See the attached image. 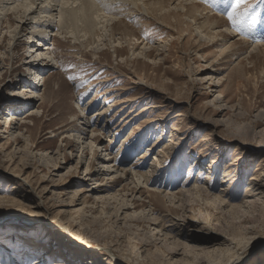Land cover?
Returning <instances> with one entry per match:
<instances>
[{"label": "rangeland", "instance_id": "rangeland-1", "mask_svg": "<svg viewBox=\"0 0 264 264\" xmlns=\"http://www.w3.org/2000/svg\"><path fill=\"white\" fill-rule=\"evenodd\" d=\"M189 1L163 21L111 7L94 44L56 11L39 48L36 14L4 4L0 264H264V0L231 20L235 0Z\"/></svg>", "mask_w": 264, "mask_h": 264}, {"label": "bare ground", "instance_id": "bare-ground-1", "mask_svg": "<svg viewBox=\"0 0 264 264\" xmlns=\"http://www.w3.org/2000/svg\"><path fill=\"white\" fill-rule=\"evenodd\" d=\"M15 1L20 2L21 0H0V11L5 13L6 12V10H5L6 6H4V4H8V2L13 3ZM22 1L23 2H20L16 7H14L13 11L18 13L19 9H20L19 12H21V10L24 9L23 16L19 17L20 21H23V22H26L23 19L25 17L24 16L25 14H27V16H30L32 14H36L32 19L39 20L37 22L38 25L32 26L31 30L29 32H27V34L29 35V38H38L39 39L38 41L40 43L38 44V48L42 44L41 41H46L47 33H46L45 29L48 30V28H53V26H54V19H55L54 12H56V11H57L58 17H59L60 30H63L62 34H64V33L70 34V36L72 35L76 41H79L81 38L84 39L87 37L88 39L86 40V42H88V44H94L95 43L94 39L97 41L102 40L101 39L102 38L101 31L103 29H105V27H106L105 24L111 22L110 25L112 28L116 25L117 26L120 25L121 21H117L115 19V17L109 18L110 15L106 16L104 14V13H106L105 11L111 10V7H112V9L116 8V10H118V11L119 10L123 11V10L127 9L126 5L130 4V5H133V7L137 9V11H138L137 13L139 15H145L147 17H150V15H153L154 12L161 14L160 18H159L161 21L166 20L167 16H169V15L181 16L182 15L181 13H183L184 11H186V12L191 11V9L194 12L198 11L197 5L194 2H191L189 0H177L176 5L172 9H167L168 13L164 12L165 9L162 8V6H164L166 4L164 2V0H22ZM162 12H164V13L162 14ZM119 13H121V11H119ZM42 14L46 15V16H44V18H42V17L40 18V16ZM110 14H113V13L111 12ZM42 19H44V20H42ZM25 30H28V29L26 27L22 28V26H21V30H20L21 32L19 31V34L24 32ZM114 30H115V28H114ZM115 31L114 32L111 31L107 41H110L112 39V37L115 35ZM44 45H46V44H43V47H44ZM110 45H112V43ZM38 48L35 50L36 52H38ZM39 51H40V49H39ZM39 55L44 56V55H47V53H42V54L40 53ZM31 63H32V61H30L28 63V65H30V67H33L31 69H35L36 71L35 70L34 71L36 73H38L40 71L39 67L35 66V64H33V63L31 64ZM145 110H147V108L143 109V111H145ZM98 114H100V113L98 112L95 115H98ZM12 119L13 118H10V120H12ZM92 121H94V120H92ZM101 122H102V117L98 116L96 118V125L97 124L100 125ZM85 123L88 125L89 122H85ZM159 162L160 161H158L157 163H159ZM227 170H225V172H224V178L225 179L229 178L228 180H230V181L232 180V183H233V180L235 181V178H237V176H231L230 177V174H228L229 172ZM150 173H152V170H148L145 173L133 172V175L135 177H137L138 185L140 184L139 180L142 179L143 185L146 186L149 183V174ZM255 179L256 178H254V179L252 178L251 180L254 181ZM207 180H208V178H205V179H203V182L206 183ZM226 181L227 180H225L224 182H226ZM197 183L198 182L195 181V183L192 187V190H195V192L196 191L199 192L201 190ZM257 183L258 184H255V182H254V184L252 185V182H251L249 185L252 186V189H254L256 186H258L260 188L261 185L259 184V182H257ZM202 188H204V187H202ZM208 188L206 187L205 190L206 189L209 190ZM254 190L256 191V190H258V188L256 187V189H254ZM209 192H208V194L206 193L209 196L208 199L212 200V202H214V203H215V201L222 200L223 197L228 196V193L225 189H220V192L216 195H210ZM244 203H246V201ZM127 204L122 205V208L123 209H130L129 205H127ZM240 242L241 241L239 240V243ZM263 244H264V241L258 242L256 245L251 246L252 250H256L260 245H263ZM250 259L251 258H248V255L240 256L238 258H235L230 264H245ZM46 262H47L46 260H42L40 258H37V259H35L34 264H41V263H46ZM52 264H60V263L53 262ZM61 264H68V262L64 261Z\"/></svg>", "mask_w": 264, "mask_h": 264}, {"label": "snow or ice", "instance_id": "snow-or-ice-1", "mask_svg": "<svg viewBox=\"0 0 264 264\" xmlns=\"http://www.w3.org/2000/svg\"><path fill=\"white\" fill-rule=\"evenodd\" d=\"M242 2V0H235L234 3L231 4V10L228 11L227 8L225 7V11H227L228 18L231 20L235 14L236 8L239 6V4ZM219 3L221 5L225 4V0H219Z\"/></svg>", "mask_w": 264, "mask_h": 264}]
</instances>
